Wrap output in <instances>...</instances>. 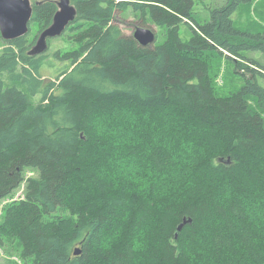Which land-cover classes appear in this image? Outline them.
Returning a JSON list of instances; mask_svg holds the SVG:
<instances>
[{"label": "trees", "instance_id": "1", "mask_svg": "<svg viewBox=\"0 0 264 264\" xmlns=\"http://www.w3.org/2000/svg\"><path fill=\"white\" fill-rule=\"evenodd\" d=\"M58 1L33 0L28 35L0 33V247L26 264H264V79L236 59L263 67L246 53L264 31L233 18L247 0L205 22L196 0H71L65 49L30 54ZM129 12L164 41L126 34ZM224 50L252 71L227 95Z\"/></svg>", "mask_w": 264, "mask_h": 264}, {"label": "rangeland", "instance_id": "2", "mask_svg": "<svg viewBox=\"0 0 264 264\" xmlns=\"http://www.w3.org/2000/svg\"><path fill=\"white\" fill-rule=\"evenodd\" d=\"M229 0H196L195 11L196 19L199 22H205L211 18V11L217 7L225 5ZM33 3V0H32ZM122 18L125 22L121 24L122 29L126 34H131L134 32V27L142 26L138 23V19L129 12L127 14H122ZM236 21V25L240 30L252 31L255 33L264 31V0H253V1H243L237 7L236 12L233 15ZM146 27L152 28L157 35V42L161 43L165 39L163 30L159 29L155 25H146ZM35 27H33L32 34L36 33ZM41 33V32H40ZM181 37L184 40H189L192 36L190 28L182 24L180 28ZM38 36V35H37ZM39 37V36H38ZM249 45V51L246 55L258 61L263 67L252 64L246 59L236 58L239 61L245 62L249 67L258 69L263 75L260 78L264 79V51L259 50ZM67 42L64 36L57 37L50 42V47L55 50L57 48L65 49ZM2 48H0L1 51ZM1 54V52H0ZM212 64H213V77L215 79V87L219 94L227 95L232 91L239 89L243 84L246 83L247 77L251 79L252 71L249 72L248 69L240 72L237 61L229 58V52L224 50V54L211 53ZM44 70V69H43ZM47 79H51L54 73L51 70L43 71ZM245 74V75H244ZM124 111L120 112L119 115H114L115 119L125 118L128 122L130 121L133 125L137 123L136 115ZM20 195V193H19ZM0 264H26L25 261L20 257V246L17 242L13 240H8L5 245L0 247Z\"/></svg>", "mask_w": 264, "mask_h": 264}, {"label": "water", "instance_id": "3", "mask_svg": "<svg viewBox=\"0 0 264 264\" xmlns=\"http://www.w3.org/2000/svg\"><path fill=\"white\" fill-rule=\"evenodd\" d=\"M59 9L56 12L52 24L42 31L36 44L30 50V54L38 55L49 48V40L62 36L69 25L77 16V8L71 0H59ZM32 0H0V33L4 40L11 41L28 35L30 23L33 18ZM134 37L142 46L154 45L157 36L155 31L146 26H139L134 31ZM192 219H184L178 226V233L183 226L191 223ZM80 254V249L75 250V255Z\"/></svg>", "mask_w": 264, "mask_h": 264}, {"label": "built area", "instance_id": "4", "mask_svg": "<svg viewBox=\"0 0 264 264\" xmlns=\"http://www.w3.org/2000/svg\"><path fill=\"white\" fill-rule=\"evenodd\" d=\"M116 1H122V0H116Z\"/></svg>", "mask_w": 264, "mask_h": 264}]
</instances>
